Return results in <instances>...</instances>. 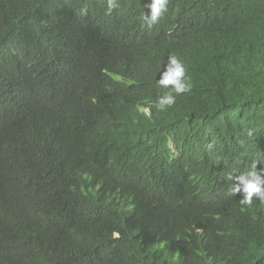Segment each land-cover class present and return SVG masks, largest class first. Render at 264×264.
I'll list each match as a JSON object with an SVG mask.
<instances>
[{"label": "trees", "instance_id": "1", "mask_svg": "<svg viewBox=\"0 0 264 264\" xmlns=\"http://www.w3.org/2000/svg\"><path fill=\"white\" fill-rule=\"evenodd\" d=\"M148 2L0 0V264H264V0Z\"/></svg>", "mask_w": 264, "mask_h": 264}, {"label": "clouds", "instance_id": "2", "mask_svg": "<svg viewBox=\"0 0 264 264\" xmlns=\"http://www.w3.org/2000/svg\"><path fill=\"white\" fill-rule=\"evenodd\" d=\"M169 0H149L144 5L149 9L147 13L143 15L147 27L151 28L156 24L163 14L167 11ZM118 6V0H108L107 13L110 14ZM186 67L183 61H181L176 55H170L166 64L163 66V70L160 72L157 85L162 89H169L171 91L159 96L155 102V107L158 112L166 111L176 103V95H180L191 90L190 78L186 75ZM174 92L176 95H173ZM145 115H149L150 109L144 108ZM251 136L252 133L249 132ZM257 162H253L251 168L238 175L229 173L226 177L227 180L233 182L231 188V194H241L242 198L240 203L243 205H252L254 198L261 203H264V175L257 170Z\"/></svg>", "mask_w": 264, "mask_h": 264}, {"label": "bare ground", "instance_id": "3", "mask_svg": "<svg viewBox=\"0 0 264 264\" xmlns=\"http://www.w3.org/2000/svg\"><path fill=\"white\" fill-rule=\"evenodd\" d=\"M175 1V0H174Z\"/></svg>", "mask_w": 264, "mask_h": 264}]
</instances>
